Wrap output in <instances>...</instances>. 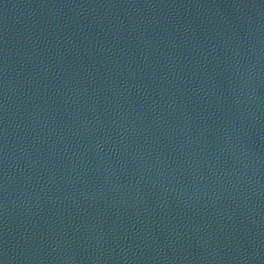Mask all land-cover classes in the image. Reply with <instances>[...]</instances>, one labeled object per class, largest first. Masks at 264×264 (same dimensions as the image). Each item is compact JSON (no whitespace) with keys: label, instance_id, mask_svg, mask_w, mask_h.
Segmentation results:
<instances>
[{"label":"water","instance_id":"95a60500","mask_svg":"<svg viewBox=\"0 0 264 264\" xmlns=\"http://www.w3.org/2000/svg\"><path fill=\"white\" fill-rule=\"evenodd\" d=\"M0 264H264V0H0Z\"/></svg>","mask_w":264,"mask_h":264}]
</instances>
